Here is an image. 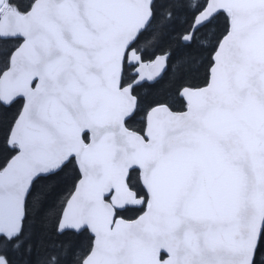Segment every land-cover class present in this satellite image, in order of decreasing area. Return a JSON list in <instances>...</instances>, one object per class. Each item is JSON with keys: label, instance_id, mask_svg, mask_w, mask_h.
Returning <instances> with one entry per match:
<instances>
[{"label": "snow or ice", "instance_id": "obj_1", "mask_svg": "<svg viewBox=\"0 0 264 264\" xmlns=\"http://www.w3.org/2000/svg\"><path fill=\"white\" fill-rule=\"evenodd\" d=\"M0 152V264H264V0H0Z\"/></svg>", "mask_w": 264, "mask_h": 264}, {"label": "trees", "instance_id": "obj_2", "mask_svg": "<svg viewBox=\"0 0 264 264\" xmlns=\"http://www.w3.org/2000/svg\"><path fill=\"white\" fill-rule=\"evenodd\" d=\"M2 155H3V153L0 152V157H2ZM68 186H70V182H69L68 184L62 185V188H66V187H68Z\"/></svg>", "mask_w": 264, "mask_h": 264}]
</instances>
